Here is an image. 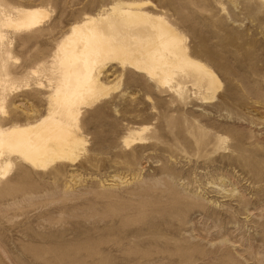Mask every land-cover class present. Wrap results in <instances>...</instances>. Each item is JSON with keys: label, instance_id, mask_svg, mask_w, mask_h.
<instances>
[{"label": "rangeland", "instance_id": "obj_1", "mask_svg": "<svg viewBox=\"0 0 264 264\" xmlns=\"http://www.w3.org/2000/svg\"><path fill=\"white\" fill-rule=\"evenodd\" d=\"M129 1L0 0V119L48 113L60 42ZM136 1L217 81L109 63L77 158L0 175V264H264V0ZM34 7L38 27L8 24Z\"/></svg>", "mask_w": 264, "mask_h": 264}, {"label": "bare ground", "instance_id": "obj_2", "mask_svg": "<svg viewBox=\"0 0 264 264\" xmlns=\"http://www.w3.org/2000/svg\"><path fill=\"white\" fill-rule=\"evenodd\" d=\"M146 2L116 3L110 12L72 26L59 44L61 76L51 94L50 111L26 122L16 116L0 119V175L10 171L14 159L33 171L77 158L85 145L79 136L83 107L110 92L103 81L109 63H120L162 84L178 69H191L207 75L212 88L217 81L214 73L186 55L182 37L163 17L151 14ZM47 15L44 8H27L8 24L36 28Z\"/></svg>", "mask_w": 264, "mask_h": 264}]
</instances>
